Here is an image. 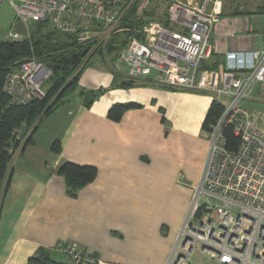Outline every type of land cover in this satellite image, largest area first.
Listing matches in <instances>:
<instances>
[{"label":"crops","instance_id":"0c3cea01","mask_svg":"<svg viewBox=\"0 0 264 264\" xmlns=\"http://www.w3.org/2000/svg\"><path fill=\"white\" fill-rule=\"evenodd\" d=\"M263 37L264 10L223 5L203 66H249ZM99 61L79 78L80 88L100 91L91 106L74 93L13 155L0 190V264H26L40 252L75 264L59 243L90 251L93 264H167L172 254L203 174V122L213 98L149 78L128 86L126 66L123 72L118 60ZM247 101L264 114L262 96ZM116 103L136 105L116 121L108 116ZM64 161L95 165L98 175L73 196L56 172Z\"/></svg>","mask_w":264,"mask_h":264},{"label":"built area","instance_id":"2783aa9c","mask_svg":"<svg viewBox=\"0 0 264 264\" xmlns=\"http://www.w3.org/2000/svg\"><path fill=\"white\" fill-rule=\"evenodd\" d=\"M8 1L24 25L47 22L58 31L74 34L80 43L95 42V48L105 42L106 32L122 23L135 0ZM221 13V0H173L167 10L168 25L149 21L140 31L143 39L131 38L118 52L128 78L206 92L224 106L221 117L209 126L203 174L167 264H195L191 254L196 248L218 264H264V125L259 121L264 114L245 105L256 90L264 98V37L262 47L250 52L249 66L204 67L213 55L211 38ZM29 36L12 30L4 38ZM51 74L43 62L29 58L6 76L3 91L11 103L27 104L45 96L44 84ZM227 126L240 138L235 150L226 145ZM14 133L19 140L22 133ZM199 195L218 202L200 204ZM55 248L75 264L97 262L90 251L66 243Z\"/></svg>","mask_w":264,"mask_h":264},{"label":"trees","instance_id":"16d2710c","mask_svg":"<svg viewBox=\"0 0 264 264\" xmlns=\"http://www.w3.org/2000/svg\"><path fill=\"white\" fill-rule=\"evenodd\" d=\"M139 3L140 0H135L128 9L121 23L127 29L111 35L105 45L106 51L119 52L133 37L143 39L140 31L149 21H142L136 15ZM33 24L37 29L33 30L29 37L19 40L0 39V190L4 187L15 151L33 142V134L47 116L76 92L83 97L87 107L91 106L100 92L80 88L79 78L84 68L91 63V58L103 52L104 43L94 48L95 42L80 43L74 34L58 31L52 25V29L44 32L42 28L50 25L47 22L36 21ZM165 24L168 25V22ZM32 57H36L52 71L47 81L46 94L42 98H33L27 104H13L10 96L3 91L6 76L23 61ZM135 82L138 80L129 78L125 84L129 86ZM135 105L116 103L110 107L108 116L113 120H120L123 113ZM223 112V104L213 99L207 110L203 128L209 131L210 124L221 117ZM17 131L22 133L19 140H15L14 132ZM224 137L229 149L238 148L240 138L235 135L232 126L225 128ZM52 149L61 151V142L56 140ZM56 172L65 177L67 191L74 196L80 188L95 180L98 168L95 165L64 161L57 167ZM26 264L68 263L57 261L46 252H40L31 256Z\"/></svg>","mask_w":264,"mask_h":264},{"label":"rangeland","instance_id":"374dc122","mask_svg":"<svg viewBox=\"0 0 264 264\" xmlns=\"http://www.w3.org/2000/svg\"><path fill=\"white\" fill-rule=\"evenodd\" d=\"M173 0H140L137 16L142 21H157L160 23H165L167 10L170 3ZM184 2L190 3H199L203 0H181ZM222 1V8L223 5H227L229 8L242 9V10H252L255 12L260 11L261 9L264 10V0H221ZM136 16V17H137ZM147 24V23H145ZM144 24V25H145ZM37 29L36 26L32 23L28 26L24 25L21 20L16 16V12L12 7L11 3L8 0H3L0 2V39H4V37L12 30L21 31L25 34H31L33 30ZM52 29V26H44L42 30L44 32H48ZM124 27L121 23L114 28L113 30L106 32L107 39L105 40L104 44L102 45V53L95 54L91 59L92 64L99 65V59H112L118 60V51L117 52H108L106 51L105 45L107 40L111 37L112 34L117 32H123ZM130 41V40H129ZM129 43V42H128ZM105 48V49H104ZM120 69L121 71L125 72V65L120 62ZM47 82L44 84V88L46 89ZM258 92L253 94L250 100L254 97L257 98ZM245 105L250 107L251 109L255 107L253 102L246 101ZM197 201L202 204L205 202L216 204L218 201L213 199L207 195H199ZM191 262L195 264H218L215 260H213L207 254H204L200 251V249L196 248L193 253L191 254Z\"/></svg>","mask_w":264,"mask_h":264}]
</instances>
